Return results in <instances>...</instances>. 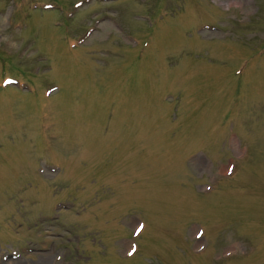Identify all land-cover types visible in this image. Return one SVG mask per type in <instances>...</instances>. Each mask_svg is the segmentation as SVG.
<instances>
[{
	"label": "rangeland",
	"instance_id": "rangeland-1",
	"mask_svg": "<svg viewBox=\"0 0 264 264\" xmlns=\"http://www.w3.org/2000/svg\"><path fill=\"white\" fill-rule=\"evenodd\" d=\"M4 77L0 264H264V0H0Z\"/></svg>",
	"mask_w": 264,
	"mask_h": 264
},
{
	"label": "bare ground",
	"instance_id": "bare-ground-1",
	"mask_svg": "<svg viewBox=\"0 0 264 264\" xmlns=\"http://www.w3.org/2000/svg\"><path fill=\"white\" fill-rule=\"evenodd\" d=\"M42 261V260H41ZM43 262V261H42ZM44 262H46V261H44ZM17 263V262H16ZM40 262H38V264H39ZM21 264V263H20ZM42 264H44V263H42Z\"/></svg>",
	"mask_w": 264,
	"mask_h": 264
}]
</instances>
